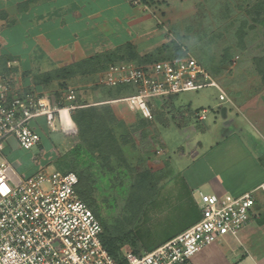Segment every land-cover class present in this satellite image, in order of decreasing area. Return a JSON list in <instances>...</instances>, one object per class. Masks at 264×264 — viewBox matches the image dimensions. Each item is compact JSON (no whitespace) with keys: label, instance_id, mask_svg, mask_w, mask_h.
<instances>
[{"label":"crops","instance_id":"0c3cea01","mask_svg":"<svg viewBox=\"0 0 264 264\" xmlns=\"http://www.w3.org/2000/svg\"><path fill=\"white\" fill-rule=\"evenodd\" d=\"M149 1L158 12L156 15L126 0H0V71L12 67L17 86L33 87L41 93L45 90L52 102L62 103L65 90L53 96L47 90L49 86L65 87L73 81L78 88L85 80L83 73L98 71L111 63L147 67L175 58L178 53L170 43L175 36L158 20V15L172 27L177 17L190 13L188 8L193 5L188 0ZM253 86L252 82H242L240 97L230 96L232 105L217 100L205 106L206 94L186 92L167 101L154 100L167 104L170 112L159 116L154 113L152 119L140 113L153 129L150 132L157 137L169 170L181 173L192 205L189 220L155 246L200 218L195 192L198 191V201L201 190L240 195L264 181V89L253 94L244 91ZM234 90L237 92V87ZM207 107L213 109L210 122L208 115L203 121L199 117ZM218 107L221 111L224 108L221 121L215 112ZM32 126L47 136L49 128L43 117L36 118ZM8 148H20L15 138L9 137L2 151L15 181V174L25 173L18 172L21 166L9 158ZM124 151L128 160L131 156L138 162L146 158L141 157L144 150L139 142L136 150L130 145ZM189 163L194 166L192 170ZM193 264H264V190L255 193L250 220L238 235L208 244L195 254Z\"/></svg>","mask_w":264,"mask_h":264},{"label":"rangeland","instance_id":"374dc122","mask_svg":"<svg viewBox=\"0 0 264 264\" xmlns=\"http://www.w3.org/2000/svg\"><path fill=\"white\" fill-rule=\"evenodd\" d=\"M188 3L193 5L188 8L190 13L181 19L177 17L172 27L166 24L162 15H158L175 36L170 42L178 53L174 57L186 53L196 58L225 90V101L229 105H232L230 96L240 97L242 82L254 85L245 88L248 94L263 90L264 0H188ZM105 69L99 67L98 71L83 73L85 80L79 83L78 88L72 84L73 81L65 87L52 85L47 88L55 96L64 90L67 93L72 87L79 101L95 105L70 115L76 128L73 135L65 136L49 130L47 136L42 132L40 144L30 150L14 147L12 151L8 148L7 153L21 166L18 172L25 174L34 173L39 165L62 172H77L82 186L79 188L80 197L89 203L104 233L107 228L109 232L118 234L121 253L115 259L121 260L125 253L146 252L172 234L192 216L188 212L192 205L188 202V191L181 173L169 170L166 156H161V146L150 132L153 129L149 122L144 121L134 106L115 101L133 94V89H111L96 84ZM193 93L206 94L208 103L205 106H211L218 100V91L212 86ZM96 101L100 103L94 104ZM150 105L152 114L158 113L159 116L170 112V107L160 101H152ZM206 111L210 122L213 109L207 107ZM215 112L221 121V109L218 107ZM121 135L127 140H121ZM138 142L144 150L141 157L145 155L146 158L138 162L131 156L128 160L124 148L133 145L136 150ZM106 154L110 156L108 165L104 161ZM170 154L175 158L174 153ZM188 166L190 170L194 167L192 163ZM197 192L195 201L200 207ZM195 213H198L197 208Z\"/></svg>","mask_w":264,"mask_h":264},{"label":"built area","instance_id":"2783aa9c","mask_svg":"<svg viewBox=\"0 0 264 264\" xmlns=\"http://www.w3.org/2000/svg\"><path fill=\"white\" fill-rule=\"evenodd\" d=\"M126 1L142 11L156 12L149 0ZM11 68L0 71V264H193L198 251L226 236L236 237L249 222L255 193L264 190V181L240 195L200 192V218L195 223L150 251L127 252L116 260L103 245L101 222L77 192L74 171L39 165L34 173L15 174V181L11 177V165L2 155L9 137L24 150L40 144L41 135L32 126L38 117L50 131L73 135L71 112L86 106L72 87L62 103L52 102L33 87L19 89ZM98 86L134 88L133 94L115 101L134 106L147 119L153 117L152 101H167L207 86L218 91L219 101L227 99L222 86L186 53L147 67L111 63ZM206 115L202 110L199 117L203 121Z\"/></svg>","mask_w":264,"mask_h":264},{"label":"trees","instance_id":"16d2710c","mask_svg":"<svg viewBox=\"0 0 264 264\" xmlns=\"http://www.w3.org/2000/svg\"><path fill=\"white\" fill-rule=\"evenodd\" d=\"M179 56V55H178ZM117 88V87H116ZM81 104H86V106H83V107H79L77 109H74L71 114L73 115L76 111H79V110H83V109H86V108H89V106H95V105H89L87 102H81ZM121 140L123 141H126V137L124 135H121V137H119ZM123 150V149H122ZM104 161L105 163H107V165L109 164V161H110V156L108 154H106L104 156ZM75 172V171H74ZM78 176V184H77V192L79 194V188L81 186V179H80V176L77 172H75ZM102 173V172H101ZM82 187V186H81ZM80 196V195H79ZM89 205V203H88ZM93 211V210H92ZM94 212V211H93ZM120 239L118 238V234H116V232H112V231H108L107 228H106V231L104 233V229H103V234H102V242H103V245L104 247L108 250V252L114 257V258H117L120 253H121V244H120ZM158 246V245H157ZM155 246V247H157ZM154 247V248H155ZM153 249V248H152ZM150 249V250H152ZM148 250V251H150Z\"/></svg>","mask_w":264,"mask_h":264},{"label":"water","instance_id":"95a60500","mask_svg":"<svg viewBox=\"0 0 264 264\" xmlns=\"http://www.w3.org/2000/svg\"><path fill=\"white\" fill-rule=\"evenodd\" d=\"M223 110H224V108H222V111H221L222 113H223Z\"/></svg>","mask_w":264,"mask_h":264}]
</instances>
